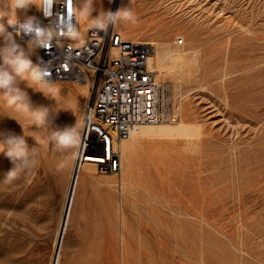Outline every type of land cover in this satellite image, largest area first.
Returning <instances> with one entry per match:
<instances>
[{"label": "rangeland", "instance_id": "rangeland-1", "mask_svg": "<svg viewBox=\"0 0 264 264\" xmlns=\"http://www.w3.org/2000/svg\"><path fill=\"white\" fill-rule=\"evenodd\" d=\"M122 7L134 11L137 24H164L171 41L183 37L200 51L192 77L162 80L159 108L161 122H171L185 102L186 119L203 125L202 141L195 151L186 140L138 145L124 229L118 192L96 182L120 169H95L96 180L79 187L60 264H264V0H93V18ZM18 11L21 20L36 12ZM19 44L37 64L28 42ZM19 83L33 106L65 117L58 128L79 124L92 97L80 82H52L54 95ZM3 108L0 132L23 135L38 155L35 167L5 184L13 165L0 149V264H50L71 154L48 142L53 123L33 125L0 93Z\"/></svg>", "mask_w": 264, "mask_h": 264}, {"label": "built area", "instance_id": "built-area-1", "mask_svg": "<svg viewBox=\"0 0 264 264\" xmlns=\"http://www.w3.org/2000/svg\"><path fill=\"white\" fill-rule=\"evenodd\" d=\"M75 8L76 0H53L48 15L41 7L33 16L41 25L54 27ZM73 22L77 25V17ZM28 39L16 37L19 43ZM152 51L146 43L124 41L111 26L89 30L83 41L59 37L47 48H36L37 64L49 71L51 82L88 80L92 97L81 120L80 140L84 154L99 160L101 173L120 169L116 146L128 138L132 127L163 120L161 88L148 65Z\"/></svg>", "mask_w": 264, "mask_h": 264}, {"label": "bare ground", "instance_id": "bare-ground-1", "mask_svg": "<svg viewBox=\"0 0 264 264\" xmlns=\"http://www.w3.org/2000/svg\"><path fill=\"white\" fill-rule=\"evenodd\" d=\"M0 2L4 6L7 4V0L5 1L0 0ZM38 4L36 5L35 0H32V4L30 8L33 11H36L34 13H37L39 10H41L40 9L41 0H39ZM119 5H121V1H119ZM76 6L77 7L79 6V0H76ZM18 12L19 11L17 10L16 16H18ZM95 13H92V17ZM90 25H91V17H89L88 19H85L83 17H77V27L80 32L81 41H83L84 37L86 36L89 30L94 29ZM160 25L161 24L159 23H157L156 25L154 24L139 25L136 22L132 23L130 21H121L116 25L111 26V28L124 41H129L134 44L146 43L153 47V51L151 57L149 58L148 65L150 70H152L156 74V80L159 86L162 84V80L166 76L172 77L173 80L177 81L179 84L185 79L190 78V76L192 77V74H194L193 70L198 69L200 67V62H201L200 51L191 48L189 41L183 37H176V38L174 37V39L171 41L172 39V37L170 38L171 34L168 35L167 30L163 28L164 24L162 28L158 27ZM144 37H150V38H144ZM180 41H182L181 45H180ZM27 42L28 41H26L25 43ZM27 50L29 52L32 51L29 45L27 47ZM34 51L36 52V48L34 49ZM222 80L224 79L222 78ZM80 83H84L85 88H83V93L86 95L87 98H89V96L91 95L90 94L91 88L88 80L87 79L82 80L80 81ZM200 88L202 89V87ZM54 89L56 91V87H54ZM43 92H47V90L45 89V91ZM34 107H38V105H35ZM81 108L84 110L83 105ZM177 110L180 111V112L179 111L176 112L179 115V119H175V120L173 119L174 121L171 122L160 121L153 124H141L132 127L129 132L128 138L122 139L120 143L116 146V150H118L121 160L120 172L118 174L115 173L116 178H112V176H107V178H103V180L96 181L101 186L106 187L107 191H109L110 189L111 190L114 189L118 192L119 208L117 207V213L119 214L120 223L123 229L126 225V220H125L124 208L122 207V203L124 202V196H128L127 192L129 190L130 185L133 186V179H134L133 174L135 170V151L138 145L144 142L150 143L152 141L156 143H162L164 141H167L166 143H168L170 141L172 142L176 140L178 141L186 140L188 143V147H187L188 149L193 151L200 149L199 142L202 141L201 139L203 136V129H202L203 125L200 123L190 122L186 119L185 116L187 114V107H185V102L179 103V108ZM16 111L18 112V110ZM4 113H5V109L3 108V111H0V121L4 120ZM64 119L65 117L59 115L58 113H55L52 121L53 123L52 126L58 128L62 124ZM77 125H79L80 127L81 122ZM80 132H81V128H80ZM82 148L83 147L79 135L78 145L74 148H69L71 154V166H72L70 170L71 175H70L68 189L66 192L64 208L59 218V222L57 225L58 227H56L57 232L53 244V253H52L53 257L50 260L51 261L50 264H60L62 247L64 245L67 231L71 223L72 211L76 196L78 195L79 192L78 190L80 185L86 182L87 180H96L95 177L93 176V172L95 169L97 170L96 162H99V160L85 155ZM47 156H49V153ZM1 175L2 176L4 175L3 171L1 172ZM115 179L117 181H115ZM173 214L175 215L177 213L173 211Z\"/></svg>", "mask_w": 264, "mask_h": 264}, {"label": "clouds", "instance_id": "clouds-1", "mask_svg": "<svg viewBox=\"0 0 264 264\" xmlns=\"http://www.w3.org/2000/svg\"><path fill=\"white\" fill-rule=\"evenodd\" d=\"M53 0H41V7L48 15L47 8ZM32 0H7V4L0 8V38L4 41L0 46V93L9 107L25 110L30 114L33 125L37 127L49 126L54 116L45 106L34 107L25 90L19 85L20 81H30L40 91L47 90L48 95H54L55 89L50 81L49 71L40 64H34L25 47L17 43L16 37L27 36L28 45L32 50L39 47L47 48L55 38L65 37L73 40L80 38L74 17H91V27L106 30L121 21L135 23L133 10L122 7L115 12L108 10L99 12L92 17L93 0H80V5L69 11L67 16L60 18L54 27L43 26L38 18L26 16L23 20L16 16L17 10H28ZM11 28L12 31L8 29ZM57 151L74 148L79 143V132L75 126L51 129L47 138ZM0 149L11 162L12 167L5 173L3 183L10 184L23 174L35 167L37 162L36 147H29L23 135L12 132H0Z\"/></svg>", "mask_w": 264, "mask_h": 264}]
</instances>
